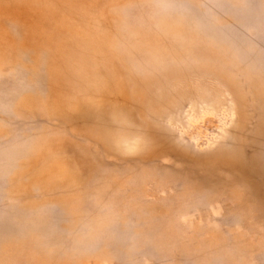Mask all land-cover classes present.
Instances as JSON below:
<instances>
[{
    "label": "rangeland",
    "instance_id": "374dc122",
    "mask_svg": "<svg viewBox=\"0 0 264 264\" xmlns=\"http://www.w3.org/2000/svg\"><path fill=\"white\" fill-rule=\"evenodd\" d=\"M0 264H264V0H0Z\"/></svg>",
    "mask_w": 264,
    "mask_h": 264
}]
</instances>
